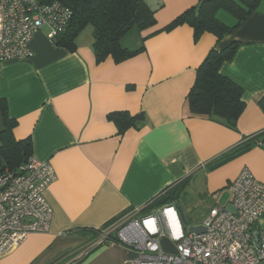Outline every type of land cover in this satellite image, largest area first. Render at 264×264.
<instances>
[{
    "label": "crops",
    "instance_id": "1",
    "mask_svg": "<svg viewBox=\"0 0 264 264\" xmlns=\"http://www.w3.org/2000/svg\"><path fill=\"white\" fill-rule=\"evenodd\" d=\"M199 1L145 0L157 24L123 37L124 48L145 49L121 63L96 62L94 30L87 26L73 51L56 45L45 28L34 36L30 61L0 64V101L16 123L15 139H30L33 155L57 174L44 193L52 210L49 232L30 234L0 264H126L136 251L116 241V227L162 209L157 199L167 190L186 181L194 189L203 180L196 202H179L189 227H198L211 208H230V185L244 168L264 183V0L219 44L211 33L195 41L187 24L159 32ZM229 16L218 13L234 26ZM234 42L240 46L220 73L243 91L237 130L191 116L188 103L210 51ZM115 113L142 118L120 134L110 118ZM253 136L257 144L212 164ZM253 232H264V214ZM161 244L176 252L169 238Z\"/></svg>",
    "mask_w": 264,
    "mask_h": 264
},
{
    "label": "built area",
    "instance_id": "2",
    "mask_svg": "<svg viewBox=\"0 0 264 264\" xmlns=\"http://www.w3.org/2000/svg\"><path fill=\"white\" fill-rule=\"evenodd\" d=\"M72 16L59 1L0 0V64L30 61L35 34L46 28L57 39ZM56 181L51 163L34 155L16 172L0 174V257L30 234L49 232L52 210L44 193ZM229 191L230 208H211L202 234L188 232L175 203L140 219H124L115 229L116 241L136 251L126 264H264V232H253L264 214V183L244 168ZM165 237L175 244V253L163 249Z\"/></svg>",
    "mask_w": 264,
    "mask_h": 264
},
{
    "label": "trees",
    "instance_id": "3",
    "mask_svg": "<svg viewBox=\"0 0 264 264\" xmlns=\"http://www.w3.org/2000/svg\"><path fill=\"white\" fill-rule=\"evenodd\" d=\"M40 1L44 4L59 1L73 12L66 32L59 35L55 41L58 46L70 51L75 50L79 33L87 26L93 27L94 55L97 63L105 61L108 57L121 63L142 53L144 46L134 51L124 48L121 42L123 37L132 29L142 32L157 24L155 11L145 0ZM260 2L261 0H200L197 7L187 10L159 32H169L187 24L194 30L195 41L203 34L211 33L217 37L219 44L256 11ZM220 11L233 16L236 24L229 26L219 19ZM239 46V43L234 42L222 49L213 48L198 68L196 81L188 94L191 116L205 117L237 130L238 121L245 110L243 91L231 79L223 76L220 69L224 63L234 59ZM260 105L264 108V98ZM0 114L3 121L0 130V174L6 170L16 172L33 155L32 141L15 139L13 130L16 123L10 119L4 101H0ZM110 118L115 121L121 134L128 128L136 126L138 119L142 117L115 113L110 115ZM258 142L257 136L250 137L231 151L217 157L212 164L229 159ZM186 182L167 190L157 199L156 207L173 203L179 205L181 195L187 187ZM186 220L191 223L188 216ZM99 232L97 231L95 236Z\"/></svg>",
    "mask_w": 264,
    "mask_h": 264
},
{
    "label": "rangeland",
    "instance_id": "4",
    "mask_svg": "<svg viewBox=\"0 0 264 264\" xmlns=\"http://www.w3.org/2000/svg\"><path fill=\"white\" fill-rule=\"evenodd\" d=\"M231 17V16H229ZM198 184L195 186L196 188L193 189L192 186H189V188L184 189V191H186V193L184 192L181 196L180 202H182V204L184 205L187 201H191V202H196L197 198V194L198 192H202L203 189V180H199L197 182ZM201 214V209L199 208L196 212L195 215H198L197 217H199ZM194 215V216H195Z\"/></svg>",
    "mask_w": 264,
    "mask_h": 264
},
{
    "label": "water",
    "instance_id": "5",
    "mask_svg": "<svg viewBox=\"0 0 264 264\" xmlns=\"http://www.w3.org/2000/svg\"><path fill=\"white\" fill-rule=\"evenodd\" d=\"M177 209L179 211V214H180V217H181V220L184 224L185 227H187V230L189 233H193V234H202L205 232V228L203 226H198V227H189V223L188 221L186 220V217L182 211V208L177 205Z\"/></svg>",
    "mask_w": 264,
    "mask_h": 264
}]
</instances>
